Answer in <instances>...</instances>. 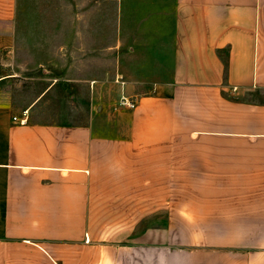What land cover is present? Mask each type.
I'll list each match as a JSON object with an SVG mask.
<instances>
[{"label": "crops", "instance_id": "0c3cea01", "mask_svg": "<svg viewBox=\"0 0 264 264\" xmlns=\"http://www.w3.org/2000/svg\"><path fill=\"white\" fill-rule=\"evenodd\" d=\"M169 63L80 123L0 103V264H264V0H174Z\"/></svg>", "mask_w": 264, "mask_h": 264}, {"label": "rangeland", "instance_id": "374dc122", "mask_svg": "<svg viewBox=\"0 0 264 264\" xmlns=\"http://www.w3.org/2000/svg\"><path fill=\"white\" fill-rule=\"evenodd\" d=\"M173 5L174 0H19L13 45L0 48V103L29 120L80 123L102 112L128 74L137 77L136 93L149 92L170 66ZM223 168L215 165L217 178ZM186 169L184 176H202ZM175 172H168L171 195ZM195 188L189 181L184 192Z\"/></svg>", "mask_w": 264, "mask_h": 264}, {"label": "built area", "instance_id": "2783aa9c", "mask_svg": "<svg viewBox=\"0 0 264 264\" xmlns=\"http://www.w3.org/2000/svg\"><path fill=\"white\" fill-rule=\"evenodd\" d=\"M137 105V100L133 97H129L127 95H121L118 103L119 108H124V109H134ZM27 113L23 114V117L19 119L20 122H25L27 121ZM14 119H18L17 116L14 117Z\"/></svg>", "mask_w": 264, "mask_h": 264}]
</instances>
